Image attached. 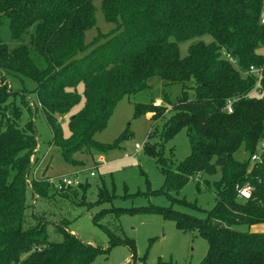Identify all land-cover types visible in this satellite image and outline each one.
<instances>
[{"label":"trees","instance_id":"trees-1","mask_svg":"<svg viewBox=\"0 0 264 264\" xmlns=\"http://www.w3.org/2000/svg\"><path fill=\"white\" fill-rule=\"evenodd\" d=\"M99 2L104 19L118 31L88 49L83 34L94 24L92 0H0V80L8 76L34 82L51 144L68 164L75 163L76 153L116 148L121 139L103 145L93 136L105 127L122 97L150 90L156 81L167 103L172 101L167 89L179 86L182 93L176 105L173 101L176 108L162 135L167 140L184 127L190 154L170 172L161 156L148 147L143 150L164 174V192L181 188L194 176L218 172L215 204L204 219L169 207L155 211L207 241V253L198 264H264V230H250L264 223V146L259 160L248 166L264 143V69L259 81L249 73L250 66L264 68V56L258 52L264 48L263 0ZM205 34L213 40L189 45L180 57L179 42ZM190 80L195 82L192 96L185 90ZM79 87L84 104L69 118V134L63 137L57 116L79 102ZM9 97L1 87L0 264H88L99 250L64 228H57L62 241H49L44 221L22 227L27 185L38 195L81 184L59 190L47 179L27 182L36 133L31 121L18 126L21 109ZM229 100L231 112L226 110ZM154 102L150 96L148 103H133L134 116H163L165 105ZM239 150L247 153V160L233 157ZM245 184L250 192L246 199L238 195ZM236 224L248 228L238 230Z\"/></svg>","mask_w":264,"mask_h":264},{"label":"rangeland","instance_id":"rangeland-1","mask_svg":"<svg viewBox=\"0 0 264 264\" xmlns=\"http://www.w3.org/2000/svg\"><path fill=\"white\" fill-rule=\"evenodd\" d=\"M92 3L95 5L94 24L83 34L88 49L118 31L113 23L104 19L99 0H92ZM261 17H264V0ZM4 40L12 46L6 35ZM212 40L205 34L181 41L178 43L179 55L185 56L191 44ZM258 52L264 56V48ZM155 82L150 90L122 97L115 104L105 127L94 133L93 138L103 145L121 139L116 148L102 153H76L75 163L68 164L51 144L52 133L33 91L34 82L29 78L20 81L8 76L0 80V88L11 94L8 100L14 101L21 109L18 126L31 121L35 129L37 143L29 157L27 182L47 179L57 184L58 177L74 176L81 184L68 191L54 189L38 195H34L27 185L28 206L22 220L24 229L42 220L47 239L62 241L63 236L57 228H64L81 242L99 250L88 264H198L202 261L207 253V241L196 230L184 232L178 229L155 208L169 207L196 218H206L207 211L215 204L213 182L219 178V173L194 176L181 188L164 192L165 176L156 159L143 148L148 147L155 155L161 156L163 168L170 172L190 154L191 149L184 127L167 140L162 135L164 124L176 108L175 98L182 93L180 87L167 89L172 101L165 103L160 96L159 82ZM194 87L195 82L190 80L185 88L189 96L193 95ZM78 89L79 102L67 113L57 116L63 137L69 134V118L84 104L81 87ZM150 96L165 105L163 116L155 120L151 119L153 113L134 116L133 103H148ZM124 134L127 137L123 139ZM261 153L260 145L256 154ZM233 157L244 161L248 155L239 150ZM255 161L249 159L248 166H253ZM235 228L245 230L248 226L236 224ZM250 230L263 231L264 223L251 225Z\"/></svg>","mask_w":264,"mask_h":264},{"label":"built area","instance_id":"built-area-1","mask_svg":"<svg viewBox=\"0 0 264 264\" xmlns=\"http://www.w3.org/2000/svg\"><path fill=\"white\" fill-rule=\"evenodd\" d=\"M260 21H261V23L264 24V17H261ZM227 57L230 60V62L235 64V61L231 57H229V56H227ZM263 69L264 68L262 66H259V67L250 66L249 67V73L253 74L256 77V80L259 81L261 79ZM153 104L159 105V102H154ZM226 110H227V112H231V101L230 100L226 102ZM263 146H264V143L261 144V147H263ZM251 158L254 160H257V159H259V155L254 154ZM57 180H58V182H57V184H55V187H57L59 190L63 187L79 184V181L76 178H73L70 176L58 177ZM50 182L54 183L53 180H50ZM249 194H250V192H249V187L247 184H245L242 188H240L238 190V195L242 198H245V199L248 198Z\"/></svg>","mask_w":264,"mask_h":264}]
</instances>
